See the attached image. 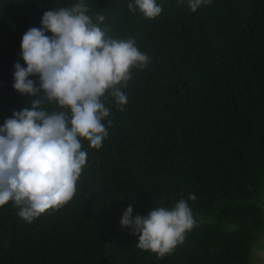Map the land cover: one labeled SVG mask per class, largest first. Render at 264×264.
<instances>
[{"label":"trees","instance_id":"trees-1","mask_svg":"<svg viewBox=\"0 0 264 264\" xmlns=\"http://www.w3.org/2000/svg\"><path fill=\"white\" fill-rule=\"evenodd\" d=\"M75 2L0 0V124L36 99L12 87L22 35ZM128 2L86 0L108 35L134 39L151 62L130 70L126 105L105 96L108 135L99 149L82 141L70 201L31 223L0 206V264H250L264 233V0H212L196 12L158 0L152 20ZM180 199L194 225L161 258L120 226L129 204L146 216Z\"/></svg>","mask_w":264,"mask_h":264},{"label":"clouds","instance_id":"clouds-1","mask_svg":"<svg viewBox=\"0 0 264 264\" xmlns=\"http://www.w3.org/2000/svg\"><path fill=\"white\" fill-rule=\"evenodd\" d=\"M177 3L196 12L212 0ZM127 6L148 20L162 12L158 0H129ZM88 13L86 0L50 8L42 14L40 27L29 28L21 37L23 65L14 63L12 87L36 99L0 124V206L11 202L28 223L73 198L87 159L82 141L99 149L108 135L105 96L119 107L126 105L122 89L132 78L130 70L151 62L134 39L112 38L100 27L105 17L93 19ZM47 104L55 109L49 111ZM193 225L184 199L171 207H155L146 216H133L129 204L120 219V226L137 237L135 246L158 258L182 244Z\"/></svg>","mask_w":264,"mask_h":264},{"label":"rangeland","instance_id":"rangeland-1","mask_svg":"<svg viewBox=\"0 0 264 264\" xmlns=\"http://www.w3.org/2000/svg\"><path fill=\"white\" fill-rule=\"evenodd\" d=\"M264 208V203H263ZM250 264H264V233L253 250Z\"/></svg>","mask_w":264,"mask_h":264}]
</instances>
